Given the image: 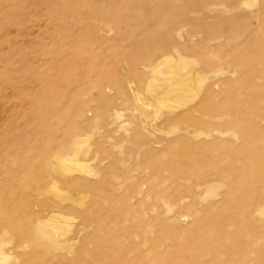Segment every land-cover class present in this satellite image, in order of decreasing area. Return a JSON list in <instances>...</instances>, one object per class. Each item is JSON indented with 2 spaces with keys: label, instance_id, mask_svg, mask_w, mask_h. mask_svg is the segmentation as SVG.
<instances>
[{
  "label": "rangeland",
  "instance_id": "obj_1",
  "mask_svg": "<svg viewBox=\"0 0 264 264\" xmlns=\"http://www.w3.org/2000/svg\"><path fill=\"white\" fill-rule=\"evenodd\" d=\"M238 1L109 18L114 3L0 0L6 264H196L246 242L264 264V0Z\"/></svg>",
  "mask_w": 264,
  "mask_h": 264
},
{
  "label": "bare ground",
  "instance_id": "obj_2",
  "mask_svg": "<svg viewBox=\"0 0 264 264\" xmlns=\"http://www.w3.org/2000/svg\"><path fill=\"white\" fill-rule=\"evenodd\" d=\"M86 1H87L86 2L87 14L93 15L95 17H97V16L99 17V15H101L100 13L99 14L95 13V7L97 6L96 5L97 3H102V2L114 3L113 5L118 6L117 10L106 14L107 17L114 18V17H119L120 15H123V6L130 5L132 3L131 1L134 2L135 0H86ZM140 1H142V0H140ZM239 1L244 2L245 0H239ZM197 2H200V6L203 10H208L209 6H216V7L217 6H224L226 8L228 6H233L237 2V0H195V3H197ZM204 2H205V4H204ZM68 5H69V7H72L71 4H68ZM110 24L113 25V23H110ZM256 27H255V29H256ZM261 28H262V26L259 28V30ZM253 53H254V56H257V55L261 56V54L264 53V41L258 47L257 51H254ZM251 56H253V54H251ZM242 132H243V130H241V133ZM251 135L253 136V140H255V142L258 141L259 143H260V140L262 138H264V135L263 136L261 135V128H259V126H257V127L252 126ZM260 136H262V137L260 138ZM221 181H223L222 177L219 178V180L217 182H221ZM259 182L264 183V175L259 178ZM38 229H35V230H33V232H31L32 243H34V242L41 243L42 249L44 251L49 252L53 248L52 244L55 245L54 243H57V242L55 241L54 237L50 234V232H48L46 230L45 231L43 230V232H42L41 227H40V230H38ZM37 230H38V232H37ZM7 233H8L7 231H4V234H7ZM144 234H145V232H144ZM2 237L0 238V264H6V261L9 258V256L3 252V244H4L3 240L4 239H2ZM7 239H8V237H7ZM250 242L252 243V238H251ZM251 246L252 245L249 244V242H246V243H241L239 245V247L234 245L232 249L231 248H225L223 250H219V249H208L207 251L204 250L205 251L204 253H201L199 256H197L198 258L195 261V263L196 264H232V260H235L238 264H249L250 261L247 260V258L250 255H252ZM230 261H231V263H230Z\"/></svg>",
  "mask_w": 264,
  "mask_h": 264
}]
</instances>
